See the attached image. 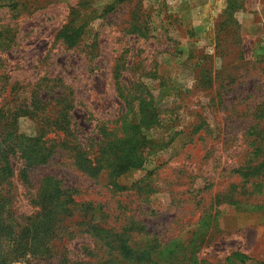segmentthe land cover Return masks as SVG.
Returning <instances> with one entry per match:
<instances>
[{
  "label": "rangeland",
  "instance_id": "rangeland-1",
  "mask_svg": "<svg viewBox=\"0 0 264 264\" xmlns=\"http://www.w3.org/2000/svg\"><path fill=\"white\" fill-rule=\"evenodd\" d=\"M8 1L25 7L19 13L0 8V23L12 24L16 34L12 47L1 54L4 71L25 90L44 77L61 79L74 93L75 121L86 133L97 121H116L126 112L115 71L127 84L141 82L152 94L160 135L172 136L158 153L159 162L120 178L129 189L125 195L133 213L164 230L207 220V208L214 222L201 258L241 264L233 258L240 253L247 257L245 264H264V176L247 181L236 171L250 157L253 114L264 104V0H0V5ZM111 5L109 13L90 23L76 47L58 39L72 11L101 15ZM219 92L222 99L212 105ZM204 121L211 124L209 135ZM19 130L35 134L27 118L20 119ZM15 166L5 196L19 222L34 214L32 195L48 175L89 191L83 194L86 199L115 207L101 185L61 160L52 158L32 169L30 185L20 180L21 161ZM141 180H148L155 192L143 195L142 189H132ZM221 195H231L238 204L221 205ZM84 239L59 241L57 256H28L13 264H68L61 253L67 249L71 259L78 258Z\"/></svg>",
  "mask_w": 264,
  "mask_h": 264
},
{
  "label": "trees",
  "instance_id": "trees-1",
  "mask_svg": "<svg viewBox=\"0 0 264 264\" xmlns=\"http://www.w3.org/2000/svg\"><path fill=\"white\" fill-rule=\"evenodd\" d=\"M8 3L11 4L0 8L13 12L25 7L18 2ZM112 9L113 5L108 6L101 15H96V11H72L58 39L70 49L76 47L90 23ZM15 38L12 24L0 23V264H13L28 256H57L56 243L79 236L85 239L78 258L71 259L67 249L61 253L68 264H212L201 258L200 252L214 222L213 212L205 208L209 213L207 220L200 217L180 228L177 223L176 227L156 230L133 213V202L125 195L129 189L119 183L128 171L159 162L158 153L172 136L161 137L160 122L147 87L141 82L127 84L123 75L115 71L117 95L126 112L116 121H97L95 128L86 133L75 121L74 93L61 79L44 77L29 85L30 90L19 82H11L1 54L12 47ZM205 80L212 82L209 75ZM221 85L226 86V81L222 80ZM222 97L221 92L216 94L211 98L212 105ZM253 115L252 151L246 163L236 170L247 181L264 176V104ZM21 118L33 123L34 135L20 132ZM203 128L206 135L211 134V124L204 121ZM52 158L101 185L111 195L115 207L86 199L83 194L89 191L48 175L32 195L34 214L19 222L14 217L11 199L5 196L13 186L15 162L22 163L20 180L30 185V171L47 165ZM147 181H138L132 189H142V194L155 192L156 188ZM217 202L238 204L231 195H221ZM233 258L241 264L247 259L240 253Z\"/></svg>",
  "mask_w": 264,
  "mask_h": 264
}]
</instances>
